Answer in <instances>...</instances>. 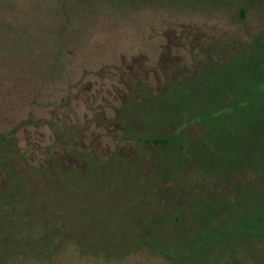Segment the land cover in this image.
Returning <instances> with one entry per match:
<instances>
[{
	"label": "rangeland",
	"instance_id": "374dc122",
	"mask_svg": "<svg viewBox=\"0 0 264 264\" xmlns=\"http://www.w3.org/2000/svg\"><path fill=\"white\" fill-rule=\"evenodd\" d=\"M207 70L209 96L214 87L224 100L237 86L252 94L248 84L256 93L252 101L239 102L250 106L230 116L235 121L223 122L224 128L235 139L264 132V0H0V135L9 132L14 143L11 155L0 158V196L10 190L31 195L28 202L17 194L12 204L0 198L4 233L31 249L24 254V244L9 242L0 264H174L143 243L115 248L109 256L103 248L134 241L140 221L151 227L162 219L176 231L186 215L181 210L179 220V208L192 196L219 193L232 200L239 189L264 187L258 172L208 177L189 155L176 159L174 147L127 136L134 132L130 121L148 124L138 112L147 95ZM156 129L169 132L174 123ZM188 131L192 137L204 134L196 123ZM252 154L262 159L264 150ZM93 165V182L66 184L64 175L84 178ZM180 184L190 197L176 195ZM238 197L248 211L256 188ZM28 203L49 220L57 216L55 228L65 226L47 247L28 240L29 227L14 226ZM37 223L39 235L52 226ZM65 230L77 232L81 243L64 240ZM180 235L169 237L184 244L187 236ZM85 242L102 249L91 252ZM237 258L236 264H258L241 244Z\"/></svg>",
	"mask_w": 264,
	"mask_h": 264
},
{
	"label": "trees",
	"instance_id": "16d2710c",
	"mask_svg": "<svg viewBox=\"0 0 264 264\" xmlns=\"http://www.w3.org/2000/svg\"><path fill=\"white\" fill-rule=\"evenodd\" d=\"M166 1L174 3V0ZM216 73V70L212 71V74L215 75ZM221 76L222 74L219 73L220 78ZM209 78L210 70H207L199 76H192L175 82L165 92L147 95L143 108L138 109V112H140V116L147 117L148 124L136 125L130 121L134 132H129L127 136L135 139L139 144L152 143L162 148L174 147L176 159L183 158V153L189 155L205 176L208 177L230 176L229 174L244 170L258 172L264 177V157L261 159L259 154L258 156L252 154L255 149L264 150V132L258 134L255 132L250 136L238 135L235 139L232 130L224 128L222 125L223 122L232 124L235 120L230 116L235 118L240 109L250 106V102L249 104H240L239 102L245 101L248 103V101H252V98L255 99L254 87L247 85L252 89L251 94L250 92H243L239 89L240 86H237L236 89H231L233 90L232 97L229 100H224L218 87H214L213 95L209 96L211 88L208 82ZM221 81H218V83ZM221 88L223 87L221 86ZM227 108L230 109L229 112H226ZM173 123L174 129L169 132L159 133L156 129L159 125L164 126ZM194 123L204 131V134L192 137L193 135L188 130ZM145 127H150L152 133L143 134L145 130L143 128ZM12 139L13 137L9 135V132L0 135V158L3 160L12 153L11 149L14 146ZM211 156L218 157V163H211ZM223 161L227 163H223ZM96 167V165L89 167L92 172L86 171L84 178H71L64 175V180L71 187L81 180L93 182V173L95 172L97 175V170L94 169ZM104 174L105 172L100 173V175ZM104 185L106 183H103ZM18 187L21 188V185H17L15 189ZM254 187L256 188L255 203L252 209L246 211L240 205L238 195L250 191ZM68 189L71 190L72 188ZM175 191H177L176 195L180 196L181 194L187 197L186 184L178 185ZM17 194H21L20 198H27V201L30 202L31 195H26L23 191H19ZM16 195L13 190H10L9 193L2 194L0 198L12 204ZM186 200L188 202L180 206V213H177L179 220L182 218L181 210L186 211V215L178 224L176 231L170 230L169 226H163L162 219L158 224L151 227L141 225L140 221V231L134 241L129 243L119 241L120 243L117 242L110 248L103 249H106L109 256V253H113L115 248L124 250L129 244L135 247V244L139 246L143 243L148 246L151 252L163 256L174 264H183L187 261H192L195 264H236L238 262L237 247L241 244L244 252H247L252 258L254 257L258 264H264V187L262 185L259 184L257 187V183H254L252 187L246 190L239 189L232 200L221 196L219 193L204 195L202 199L192 196V201H190V198ZM190 202L192 205H190ZM193 209L198 210L200 215L194 216L192 214ZM91 212L92 210L88 213L91 214ZM191 216H193L194 221L188 224ZM56 217L49 220L48 217L40 215L38 207H34L33 203L31 205L28 203L21 216H18L13 223L16 229L21 226L29 227L28 240L32 241L33 245L47 247V244L54 238L55 233L62 227L65 229V226L54 227ZM40 220L49 222L50 226L52 222L50 229L42 235L38 234L39 226L37 222ZM72 221L70 226L75 227L78 216L73 215ZM0 223L1 256H3V246H7L9 242L25 245L24 239H20L19 236L15 237L18 234L17 231L14 232V237L19 238L18 240L4 233L7 223L3 218ZM63 225H67L66 221L63 222ZM63 232L62 237L64 240H78L81 243L82 240L77 232L66 230ZM2 233H4L3 236H1ZM182 233L187 236L184 244L177 243L171 236L169 237V234H173V237L176 235L180 238ZM147 234L150 238L145 237ZM252 242L260 244L261 247H255L256 245H252ZM85 243V249L87 248L91 252L93 249L95 252L102 249H97L95 244ZM24 245H21V248L23 253L27 254L26 251L31 249L26 248V245ZM33 248L36 252H41L40 247Z\"/></svg>",
	"mask_w": 264,
	"mask_h": 264
}]
</instances>
